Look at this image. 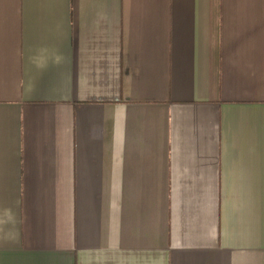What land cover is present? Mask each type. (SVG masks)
<instances>
[{"label":"crops","instance_id":"1","mask_svg":"<svg viewBox=\"0 0 264 264\" xmlns=\"http://www.w3.org/2000/svg\"><path fill=\"white\" fill-rule=\"evenodd\" d=\"M0 264H264V0H0Z\"/></svg>","mask_w":264,"mask_h":264}]
</instances>
